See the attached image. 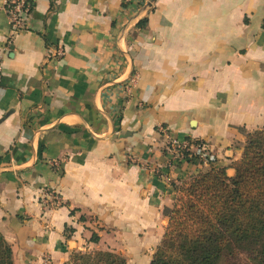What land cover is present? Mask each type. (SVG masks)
Instances as JSON below:
<instances>
[{
    "label": "crops",
    "instance_id": "crops-1",
    "mask_svg": "<svg viewBox=\"0 0 264 264\" xmlns=\"http://www.w3.org/2000/svg\"><path fill=\"white\" fill-rule=\"evenodd\" d=\"M5 1L0 234L13 264L95 250L149 264L171 183L210 166L174 159L169 142L203 143L231 176L245 134L264 128V0H31L15 35Z\"/></svg>",
    "mask_w": 264,
    "mask_h": 264
},
{
    "label": "trees",
    "instance_id": "trees-1",
    "mask_svg": "<svg viewBox=\"0 0 264 264\" xmlns=\"http://www.w3.org/2000/svg\"><path fill=\"white\" fill-rule=\"evenodd\" d=\"M146 22L141 19L136 27ZM209 165L188 181L171 183L174 201L162 211L167 225L149 264H222L238 251L264 264V128L245 134L241 156L230 165L231 176L226 172L229 166H217L215 159ZM66 231L69 238L73 229ZM90 239L98 240L94 233ZM0 264H13L11 248L1 234ZM63 264L126 261L110 251H73Z\"/></svg>",
    "mask_w": 264,
    "mask_h": 264
},
{
    "label": "built area",
    "instance_id": "built-area-1",
    "mask_svg": "<svg viewBox=\"0 0 264 264\" xmlns=\"http://www.w3.org/2000/svg\"><path fill=\"white\" fill-rule=\"evenodd\" d=\"M7 21L10 28V35H15L27 30V21L32 11L31 0H6L3 4ZM55 55H61L56 51ZM3 72L0 65V82ZM169 148L173 152L174 159L189 160L195 158L203 164H209L213 158L208 154L205 146L201 142H169ZM184 153H187L184 155ZM53 165V164H52ZM54 167L57 165H53ZM45 204L59 205L60 201L53 191L46 190Z\"/></svg>",
    "mask_w": 264,
    "mask_h": 264
},
{
    "label": "rangeland",
    "instance_id": "rangeland-1",
    "mask_svg": "<svg viewBox=\"0 0 264 264\" xmlns=\"http://www.w3.org/2000/svg\"><path fill=\"white\" fill-rule=\"evenodd\" d=\"M200 172H204V171H200ZM154 251H155V249L153 250V253H154ZM153 253H152V255H153ZM146 262L147 261L145 260L144 262L128 263V264H145ZM222 264H256V263H254L251 260L250 256L246 252L238 251L236 255L226 256L224 258Z\"/></svg>",
    "mask_w": 264,
    "mask_h": 264
},
{
    "label": "water",
    "instance_id": "water-1",
    "mask_svg": "<svg viewBox=\"0 0 264 264\" xmlns=\"http://www.w3.org/2000/svg\"><path fill=\"white\" fill-rule=\"evenodd\" d=\"M154 1L155 0H150L148 4L151 5Z\"/></svg>",
    "mask_w": 264,
    "mask_h": 264
}]
</instances>
